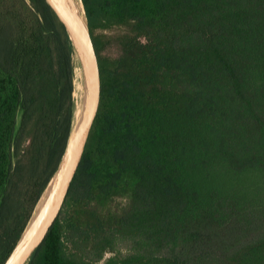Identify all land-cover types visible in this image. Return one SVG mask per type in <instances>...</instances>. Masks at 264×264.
<instances>
[{"label": "trees", "instance_id": "trees-1", "mask_svg": "<svg viewBox=\"0 0 264 264\" xmlns=\"http://www.w3.org/2000/svg\"><path fill=\"white\" fill-rule=\"evenodd\" d=\"M80 1L99 104L27 264H264V0ZM73 93L45 0H0V264L58 169Z\"/></svg>", "mask_w": 264, "mask_h": 264}, {"label": "water", "instance_id": "water-1", "mask_svg": "<svg viewBox=\"0 0 264 264\" xmlns=\"http://www.w3.org/2000/svg\"><path fill=\"white\" fill-rule=\"evenodd\" d=\"M45 2L69 38L73 52L74 88L76 79L84 86L85 99L75 124L73 112L71 131L58 169L38 200L25 230L4 264H27L55 221L83 154L99 104V69L84 10L83 16L78 14L70 0H45ZM47 189L48 193L37 209Z\"/></svg>", "mask_w": 264, "mask_h": 264}, {"label": "bare ground", "instance_id": "bare-ground-1", "mask_svg": "<svg viewBox=\"0 0 264 264\" xmlns=\"http://www.w3.org/2000/svg\"><path fill=\"white\" fill-rule=\"evenodd\" d=\"M75 11L80 14L81 16H83V8H82V4L80 2V0H70ZM81 85L78 83V81L75 79V88H74V96H78V92H82L81 90ZM80 98V96H78ZM76 105V104H75ZM77 107V106H76ZM74 109V124L76 123L79 115H80V111H81V107ZM48 193V189L46 190V192L44 193L43 197L41 198L40 202L37 205V209L40 208V206L42 205L43 201H44V197L46 196V194Z\"/></svg>", "mask_w": 264, "mask_h": 264}, {"label": "rangeland", "instance_id": "rangeland-1", "mask_svg": "<svg viewBox=\"0 0 264 264\" xmlns=\"http://www.w3.org/2000/svg\"><path fill=\"white\" fill-rule=\"evenodd\" d=\"M110 52H112V53H116V51L114 50V49H112V50H110ZM82 92H78V96H80V98L77 96H74V102H75V104L76 105H74L76 108H78V106H79V108L81 107H83V105H84V99H85V94H84V86L82 85V83H81V89H80ZM121 253H124L125 251H126V248L125 247H121ZM112 254H109V253H107L106 255H105V257L104 258H108L109 256H111Z\"/></svg>", "mask_w": 264, "mask_h": 264}]
</instances>
